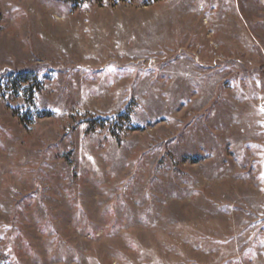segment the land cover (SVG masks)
<instances>
[{"label": "rangeland", "instance_id": "374dc122", "mask_svg": "<svg viewBox=\"0 0 264 264\" xmlns=\"http://www.w3.org/2000/svg\"><path fill=\"white\" fill-rule=\"evenodd\" d=\"M0 264H264V0H0Z\"/></svg>", "mask_w": 264, "mask_h": 264}, {"label": "bare ground", "instance_id": "6f19581e", "mask_svg": "<svg viewBox=\"0 0 264 264\" xmlns=\"http://www.w3.org/2000/svg\"><path fill=\"white\" fill-rule=\"evenodd\" d=\"M66 27H67V26H66ZM66 27H65V28H66ZM71 28H72V26H71ZM76 29H77V28H76ZM71 31H72V30H71ZM72 32H73V31H72Z\"/></svg>", "mask_w": 264, "mask_h": 264}]
</instances>
